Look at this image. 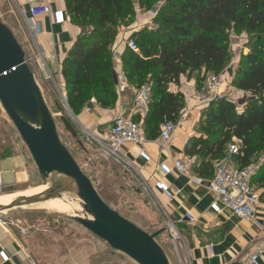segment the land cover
<instances>
[{"label":"trees","instance_id":"1","mask_svg":"<svg viewBox=\"0 0 264 264\" xmlns=\"http://www.w3.org/2000/svg\"><path fill=\"white\" fill-rule=\"evenodd\" d=\"M158 5L155 28L135 32L131 40L138 51L127 48L121 57L126 81L136 89L151 88L145 138L155 141L160 127L175 123L184 109L183 95L170 93L169 85L196 75L199 90L208 75H220L228 64L229 34H245L250 45L231 86L249 98L241 108L227 98L211 101L201 110L197 135L184 154L194 160L192 171L203 180L213 177L233 139L241 143L237 165L256 162L264 155V0H65L70 23L81 29L62 62L67 106L74 115L91 101L103 109L115 106L116 31L132 25L137 10L149 12ZM251 184L264 201V161Z\"/></svg>","mask_w":264,"mask_h":264},{"label":"crops","instance_id":"2","mask_svg":"<svg viewBox=\"0 0 264 264\" xmlns=\"http://www.w3.org/2000/svg\"><path fill=\"white\" fill-rule=\"evenodd\" d=\"M19 3L25 4V0H19ZM56 7L53 5L52 9ZM34 23L39 28L36 42L32 39V42H28L26 39L28 43L23 50L25 53H29L30 59L33 58V54L38 48L43 50L47 56L55 55L56 61H49L48 66L53 73L57 86L64 88V80L61 74L62 62L80 35L81 29L70 22L61 26H53L49 16L35 20ZM150 24L151 18L146 15L138 16L136 22L129 29L117 36L113 46L112 59L117 94L115 106L112 109H103L94 101L89 102L78 115H75L78 126L84 131L103 134L118 116L130 118L143 125L147 109L133 106L132 99L137 89L127 81H120L119 75L124 74L121 57L127 49V41L135 32L149 27ZM28 29L27 27V31ZM32 61L37 66L36 62ZM39 74L45 84L51 83L45 80L41 72ZM203 74L204 70L201 72V75ZM42 90L44 95L45 90ZM168 90L170 93L183 95L185 105L180 116L185 117V122L177 128L164 148L159 146L157 139L148 141L145 138L144 130L142 146L125 145L123 147L126 158L134 165L141 177L148 182L152 190L155 210L148 212L146 207L147 225L157 231L156 235L172 247L173 254L168 255L167 253L171 264L172 259L170 258L172 256L179 257L180 264H248L249 253L264 236V228L261 226V222L264 220V201H260L255 210L254 220L249 222L238 219L228 208L222 205H220L221 213L216 215L210 210V205L217 203L218 200L208 190L209 180H204L201 186H197L174 170L173 163L175 161L188 159L184 154L185 148L189 139L197 135L196 128L200 120L201 110L207 104L203 103V97L196 89V75L191 78L181 76L179 84H170ZM141 150L145 151L151 158L149 163H145L139 158ZM262 157L264 160V155ZM160 165L167 170L166 174L158 170ZM4 173H13L14 176L7 185H3L2 175ZM189 177H197L192 171V167ZM40 179L41 175L30 154L22 153L19 156L0 160V180L5 190L19 187L16 189L17 192H25L40 186ZM157 181H162L170 189H179L181 193L172 201H168L164 195L153 189V185ZM139 195L143 196L141 192ZM186 214H191L196 219L197 224L189 225ZM169 222L176 224L182 236V243H172L170 238L167 240L169 236L166 232V226ZM216 223L219 224L218 227H215ZM136 226L144 230L142 227ZM162 230L164 231L162 232ZM160 246L162 247V245ZM181 247L184 250L185 260L181 257L182 253L180 254ZM209 247H212V254H210ZM1 250H4L9 257V262L5 264H34L5 228L0 229ZM259 263L264 264V252L260 255ZM0 264L3 263L0 261Z\"/></svg>","mask_w":264,"mask_h":264},{"label":"rangeland","instance_id":"3","mask_svg":"<svg viewBox=\"0 0 264 264\" xmlns=\"http://www.w3.org/2000/svg\"><path fill=\"white\" fill-rule=\"evenodd\" d=\"M158 8L159 5L149 12L137 10L136 18L148 16L151 18V24L147 28L153 29L155 28L153 12L156 15ZM0 21L11 30L23 49L28 42H32L26 22L18 12L13 0H0ZM131 26H120L116 31L117 36ZM91 31L92 29L89 28L88 32ZM249 45V39L245 34L234 35L230 33V59L220 74L225 98L233 102L238 108L245 104L249 95L235 90L231 86V79L239 67L241 57L243 54H247ZM25 55L41 90H45L43 97L54 117L61 142L66 146L83 173L91 180L101 198L123 218L142 227L146 233L156 235L157 231L150 228L146 221V207L148 208L147 211L151 212V210H155L154 203L142 193L137 175L128 173L124 168L114 164L100 153L93 139L86 136L84 130L78 126L75 115L62 102L54 85L45 84L41 80L40 71L30 60L29 53L26 52ZM61 116L72 124L82 142L83 149L65 130L60 121ZM22 153L29 154L0 105V160L19 156ZM261 159L262 156L260 155L257 161L252 163L259 164ZM13 177V173H4L2 175L3 185L10 183ZM47 183L49 184L41 176L39 185L42 186ZM34 188L25 192H17L16 189L19 187L9 190L3 188L2 193H0V205H8L18 200ZM140 192L144 197L139 195ZM18 196L20 197L17 198ZM73 198L77 199L72 194H63L57 199L41 204L2 212L0 216L5 223V229L28 254L34 264H136L123 254L110 249L106 243L93 236L73 220V215H77L81 209L79 207L71 210L67 206L74 200ZM156 241L162 245L168 255L173 254L172 247L167 245L165 241L158 236ZM180 254L185 260L182 247ZM170 259H172V264H180L179 257L172 256Z\"/></svg>","mask_w":264,"mask_h":264},{"label":"water","instance_id":"4","mask_svg":"<svg viewBox=\"0 0 264 264\" xmlns=\"http://www.w3.org/2000/svg\"><path fill=\"white\" fill-rule=\"evenodd\" d=\"M116 80V79H115ZM0 105L28 150L39 174L57 185L33 197L19 198L0 212L41 204L72 194L81 202L73 220L115 252L136 264H171L165 250L150 235L111 209L61 142L25 52L0 21ZM65 130L83 149L72 124L60 117ZM164 230H162L163 232Z\"/></svg>","mask_w":264,"mask_h":264},{"label":"built area","instance_id":"5","mask_svg":"<svg viewBox=\"0 0 264 264\" xmlns=\"http://www.w3.org/2000/svg\"><path fill=\"white\" fill-rule=\"evenodd\" d=\"M18 12L26 22L29 28L31 39L36 42L39 34V28L34 21L40 18L51 17V24L53 26H61L70 22L65 11V0H25V4H20L19 0H13ZM57 6L52 9V6ZM155 16V12H153ZM127 48L137 52V46L133 40L127 41ZM37 65V69L43 74L46 81L51 82L56 88L62 102L67 106V98L64 88L57 86L53 73L51 72L48 62L56 61L55 55L47 56L46 53L38 48L33 54V58ZM29 61V60H27ZM36 78V77H35ZM120 81H126L125 75H119ZM37 81V80H36ZM38 83V82H37ZM39 85V84H38ZM198 93L203 97V103L209 104L213 100H220L225 98L223 92V81L220 75H208L202 82ZM151 99V88L149 84L143 85L137 89L133 95L132 103L136 108L147 109ZM185 122V117L180 116L175 123L166 122L160 127L157 142L161 148L170 141L172 135L177 128ZM86 136L91 137L98 146L100 153L114 164L121 166L128 173L137 175L140 189L144 195L150 198L155 204L152 190L148 182L144 180L134 165L126 158L123 153L125 145L142 146L143 125L135 122L130 118L116 117L109 129L103 134H92L84 131ZM241 143L233 139L228 146L223 159L216 165L214 175L208 182V190L217 198L218 202L210 205V210L219 215L221 213L220 205L228 208L234 216L238 219L249 222L254 220L256 207L260 204V194L252 186L251 181L255 176L259 164H249L245 167H239L236 158L240 155ZM139 158L145 163H149L151 158L148 154L141 150ZM264 160L261 159L260 163ZM194 160L187 159L186 161H175L173 163L174 170L183 177L188 178L197 186H201L204 180L198 177L190 178L189 172ZM158 170L167 173L164 166L160 165ZM153 189L164 195L168 201L178 196L181 191L179 189H170L162 181H157L153 185ZM3 186L0 180V193H2ZM186 220L189 225H196L197 221L191 214H186ZM219 224L216 223L215 227ZM264 228V220L261 222ZM5 228V223L0 216V229ZM166 232L172 243H182V236L176 224L169 222L166 226ZM210 254H212V247H209ZM264 252V236L254 245L253 250L249 253L247 258L248 264H260V255ZM0 261L5 264L9 262V257L4 250L0 251Z\"/></svg>","mask_w":264,"mask_h":264},{"label":"bare ground","instance_id":"6","mask_svg":"<svg viewBox=\"0 0 264 264\" xmlns=\"http://www.w3.org/2000/svg\"><path fill=\"white\" fill-rule=\"evenodd\" d=\"M56 185H57V183L55 181H51V182H49V184L47 183L45 185H42V186H39L37 188L30 190L27 194L23 195L21 198H27V197H33V196L41 195V194L47 192L48 190H50L51 188L55 187ZM19 197H17V198H19ZM73 199L74 200H72L70 203H68L67 206L70 207L71 210L73 208L78 209L79 207H81V202L78 199H75V198H73ZM10 204L0 205V207H6V206H9ZM0 213H2V212H0ZM73 216H74V218L76 217V215H73Z\"/></svg>","mask_w":264,"mask_h":264}]
</instances>
